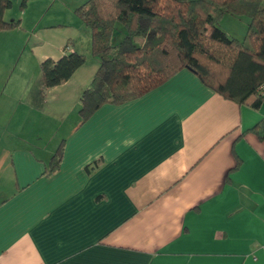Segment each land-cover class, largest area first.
Listing matches in <instances>:
<instances>
[{
  "label": "crops",
  "instance_id": "1",
  "mask_svg": "<svg viewBox=\"0 0 264 264\" xmlns=\"http://www.w3.org/2000/svg\"><path fill=\"white\" fill-rule=\"evenodd\" d=\"M72 38L36 62L79 53ZM85 64L0 96V264H264V141L240 138L264 103L238 106L182 70L81 123L98 68Z\"/></svg>",
  "mask_w": 264,
  "mask_h": 264
},
{
  "label": "trees",
  "instance_id": "2",
  "mask_svg": "<svg viewBox=\"0 0 264 264\" xmlns=\"http://www.w3.org/2000/svg\"><path fill=\"white\" fill-rule=\"evenodd\" d=\"M11 6V0H0V31L19 26L4 18ZM75 12L90 30L91 55L98 59L79 96L81 123L104 105L144 96L182 70L238 106L258 110L264 103V0H88ZM224 16L247 20L243 40L220 28ZM117 31L121 40L113 43ZM85 62L77 52L43 60L40 90L66 83ZM246 133L263 142L264 118L240 138ZM63 155L61 142L48 173L58 170Z\"/></svg>",
  "mask_w": 264,
  "mask_h": 264
},
{
  "label": "rangeland",
  "instance_id": "3",
  "mask_svg": "<svg viewBox=\"0 0 264 264\" xmlns=\"http://www.w3.org/2000/svg\"><path fill=\"white\" fill-rule=\"evenodd\" d=\"M22 1L11 0L12 6L4 15L7 21H20L19 26L0 31V96L4 89L6 95L9 93L13 81L31 87L33 77L38 76L40 71L36 58L45 50L51 53L57 48L61 50L68 35L77 36L76 41L72 38L70 42L77 44L80 54L85 53L86 48L90 49V30L75 12L88 0H49L46 4L40 0H27L23 6ZM24 12L26 15L23 17ZM246 21L228 16L227 24L224 22L220 28L228 37L241 41L246 33ZM112 40L119 43L118 31ZM86 58L88 68L98 67V59L91 55V51ZM21 67L24 69L19 71ZM8 82L10 85H7Z\"/></svg>",
  "mask_w": 264,
  "mask_h": 264
},
{
  "label": "built area",
  "instance_id": "4",
  "mask_svg": "<svg viewBox=\"0 0 264 264\" xmlns=\"http://www.w3.org/2000/svg\"><path fill=\"white\" fill-rule=\"evenodd\" d=\"M264 87H262V89H263Z\"/></svg>",
  "mask_w": 264,
  "mask_h": 264
}]
</instances>
